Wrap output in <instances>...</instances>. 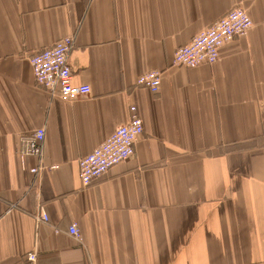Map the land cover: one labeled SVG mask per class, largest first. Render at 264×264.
<instances>
[{"label": "crops", "instance_id": "0c3cea01", "mask_svg": "<svg viewBox=\"0 0 264 264\" xmlns=\"http://www.w3.org/2000/svg\"><path fill=\"white\" fill-rule=\"evenodd\" d=\"M235 8L252 27L213 65H172ZM66 37L73 83L90 88L73 102L38 87L29 63ZM149 72L157 94L137 85ZM130 107L133 156L83 187L79 160ZM39 128L34 176L19 138ZM31 251L36 264H264V0H0V264Z\"/></svg>", "mask_w": 264, "mask_h": 264}, {"label": "built area", "instance_id": "2783aa9c", "mask_svg": "<svg viewBox=\"0 0 264 264\" xmlns=\"http://www.w3.org/2000/svg\"><path fill=\"white\" fill-rule=\"evenodd\" d=\"M251 27L252 22L246 12L241 8H235L189 43L176 49L172 65L187 69L213 65L219 59L221 47L235 37L244 36ZM73 47V37H66L29 58L35 84L45 89L50 97H57L63 102H73L90 93L88 86L73 83L72 71L68 64V55ZM137 85L157 94L160 73L149 72L142 75L137 80ZM129 114L126 125L117 128L106 141L79 160L78 177L83 187H87L93 180L99 179L108 170L133 156L134 144L142 135L143 125L135 107L129 108ZM44 140V128L19 138L20 157H33L37 160V165L30 169V173L34 176H37L42 169ZM32 218L36 226L49 223L48 215L42 207ZM67 232L73 240L80 241L81 235L76 224L71 225ZM23 258L25 264L37 263L36 251L26 253Z\"/></svg>", "mask_w": 264, "mask_h": 264}]
</instances>
